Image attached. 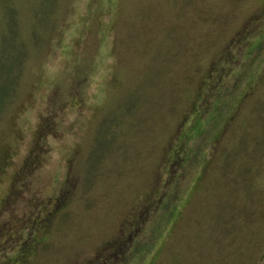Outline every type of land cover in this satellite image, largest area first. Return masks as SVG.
Masks as SVG:
<instances>
[{
  "label": "rangeland",
  "instance_id": "1",
  "mask_svg": "<svg viewBox=\"0 0 264 264\" xmlns=\"http://www.w3.org/2000/svg\"><path fill=\"white\" fill-rule=\"evenodd\" d=\"M0 264H264V0H0Z\"/></svg>",
  "mask_w": 264,
  "mask_h": 264
}]
</instances>
